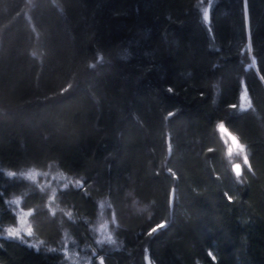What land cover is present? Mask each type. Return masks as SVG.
Segmentation results:
<instances>
[{"label":"trees","instance_id":"1","mask_svg":"<svg viewBox=\"0 0 264 264\" xmlns=\"http://www.w3.org/2000/svg\"><path fill=\"white\" fill-rule=\"evenodd\" d=\"M146 258L264 264V0H0V264Z\"/></svg>","mask_w":264,"mask_h":264},{"label":"rangeland","instance_id":"2","mask_svg":"<svg viewBox=\"0 0 264 264\" xmlns=\"http://www.w3.org/2000/svg\"><path fill=\"white\" fill-rule=\"evenodd\" d=\"M28 176L34 179L37 176V173L31 172L28 174ZM16 204H17V209H18V222H17L16 227L11 231V233L12 235L18 236V237H28L30 236V227L27 221L28 212L21 210L19 208L18 203Z\"/></svg>","mask_w":264,"mask_h":264},{"label":"water","instance_id":"3","mask_svg":"<svg viewBox=\"0 0 264 264\" xmlns=\"http://www.w3.org/2000/svg\"><path fill=\"white\" fill-rule=\"evenodd\" d=\"M221 129H223V130H221ZM219 132L225 137V139L228 141V143H229V145H230V148L231 149H235V148H237L238 147V142H237V140H236V144L234 145L233 144V141H232V138L234 137V136H232L229 132H228V130L227 129H225L224 127H222V128H220L219 129ZM235 172V171H234ZM236 173V172H235Z\"/></svg>","mask_w":264,"mask_h":264},{"label":"snow or ice","instance_id":"4","mask_svg":"<svg viewBox=\"0 0 264 264\" xmlns=\"http://www.w3.org/2000/svg\"><path fill=\"white\" fill-rule=\"evenodd\" d=\"M205 19H207V14H205ZM221 130H223V129H221ZM232 141H233V144L235 145V144H236L235 137L232 138ZM242 150H243V149H241V151H242ZM245 163H247V160H246V159H245ZM234 171L236 172L237 175H239V174H240V166H239V165H235V166H234ZM229 200H230V198H229ZM230 202H231V200H230ZM160 227H164V225H159V226H157L156 228L152 229V230L149 232V235H151V234H152L153 232H155V231H158ZM10 235H12V233H10Z\"/></svg>","mask_w":264,"mask_h":264},{"label":"bare ground","instance_id":"5","mask_svg":"<svg viewBox=\"0 0 264 264\" xmlns=\"http://www.w3.org/2000/svg\"><path fill=\"white\" fill-rule=\"evenodd\" d=\"M232 135V134H231ZM146 264H149V260L146 258Z\"/></svg>","mask_w":264,"mask_h":264}]
</instances>
